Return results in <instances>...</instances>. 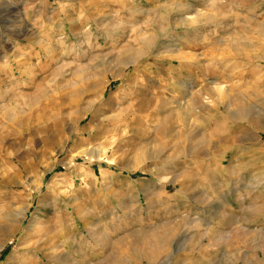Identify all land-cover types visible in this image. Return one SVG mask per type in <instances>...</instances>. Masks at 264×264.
I'll return each mask as SVG.
<instances>
[{"label":"rangeland","instance_id":"374dc122","mask_svg":"<svg viewBox=\"0 0 264 264\" xmlns=\"http://www.w3.org/2000/svg\"><path fill=\"white\" fill-rule=\"evenodd\" d=\"M182 2L185 11L173 14L170 22L214 0ZM154 3L0 0V65L9 60L12 70L13 60L29 58L38 37L33 23L41 16L82 52L88 44L106 47L119 34L117 19L139 22ZM29 6L34 7L29 11ZM219 10L222 18L215 24L177 28L162 38L159 58L127 82L125 91L137 103L122 136L113 132L97 142L101 115L119 99L108 100L117 81L104 93L108 103L100 114L78 121L83 139L71 135L69 125L64 133L69 139L55 148L61 133L49 125L44 138L32 131L31 148L28 135L4 141L15 155L8 168L0 162V204L22 207L19 213H0V264H232L226 255L229 242L238 250L237 264H264V218L248 223L252 201L264 197V174L259 173L264 107L233 111L232 123L219 125L207 105L212 93L224 95L221 81L233 69L208 67L201 58L208 48L205 38L221 47L230 38L229 50L241 58L259 56L264 0H224ZM31 60L38 62L35 53ZM201 88L199 119L189 124L182 102ZM157 136L163 152L151 148ZM84 140L96 147L82 156ZM134 145L149 146V155L136 152L132 157ZM244 162L254 167L234 178L237 164ZM161 228L163 238L149 239ZM253 230H258L257 238L246 240Z\"/></svg>","mask_w":264,"mask_h":264},{"label":"clouds","instance_id":"9594fccd","mask_svg":"<svg viewBox=\"0 0 264 264\" xmlns=\"http://www.w3.org/2000/svg\"><path fill=\"white\" fill-rule=\"evenodd\" d=\"M223 3L224 0H214L206 7L197 9L193 14H186L173 23L170 22V17L185 11L186 6L182 0H155L150 14L139 22L117 19L114 30L119 34L106 47L88 44L87 49L82 52L74 50L66 42L67 37L55 24L45 23L42 16L37 18L33 27L36 28L38 37L29 58L20 60L19 63L13 60L12 70L8 68L9 60L0 65V162L8 168L10 158L15 155L4 148V141L9 137L22 139L28 135L26 146L31 148L32 131L35 130L39 137L44 138L49 125L58 126L61 133L60 143L54 146L55 148H59L69 139V136L64 134L69 125L71 135L83 139L82 130L77 127L78 121L87 114H92L95 118L100 114V109L107 105L108 100L113 98L119 99L111 105L112 110L109 113L101 115L97 142L113 132L122 136L123 128L136 111L137 103L136 99L125 91L127 82L133 77H139L149 60L159 58L160 54L156 49L162 38L177 28L191 29L215 24L222 18L219 5ZM32 7L34 6H29L28 10ZM117 16L120 17V13H117ZM229 39H226L221 47L205 38L204 44L208 48L201 57L208 61V67L221 71L229 67L233 69L232 76L226 81H221V86L225 88L224 95L218 97L212 93L213 100L207 105V109L213 112L216 122L221 126L232 123L230 113L233 111L251 109L253 105L264 107V39L259 41V56L244 58L229 50ZM31 53L36 55L38 62L35 64L32 63ZM246 77L249 79H245ZM117 81L119 85L116 91L105 100L104 93ZM198 98L203 100L202 88L182 102L181 111L189 124L194 122V118L199 119L196 107ZM117 124L120 125L119 129L113 126ZM83 143L87 147L81 151L82 156L90 148L96 147V144L88 140ZM151 148L161 152L166 150L159 142V136ZM47 151L51 152L53 149ZM136 152L145 153L147 156L149 146L134 145L132 157H135ZM261 155H264V152ZM12 167L16 168V165L12 164ZM251 167L254 166L247 162L237 164L233 171L234 178H240ZM259 173L264 174V163L259 165ZM21 207L22 205L18 204L13 209L8 203H3L0 204V213H19ZM248 211L252 214L248 221L250 224L264 218V197L254 199ZM240 230L243 229L238 231ZM164 231V228L158 229L150 234L149 239L156 240L158 235L163 238ZM258 235V230H253L245 239L253 241ZM147 243L146 240L145 244ZM226 255L231 258L232 264H237L238 250L230 242L226 245Z\"/></svg>","mask_w":264,"mask_h":264},{"label":"bare ground","instance_id":"6f19581e","mask_svg":"<svg viewBox=\"0 0 264 264\" xmlns=\"http://www.w3.org/2000/svg\"><path fill=\"white\" fill-rule=\"evenodd\" d=\"M238 48V47H237ZM237 48H235V49H237ZM240 52V51H239ZM243 55V54H242ZM221 94V93H220ZM144 105V104H143ZM142 105V106H143ZM188 139V138H187ZM201 142H202V140H201ZM130 169H133V167L132 168H130ZM4 246V245H3ZM0 250H1V248H0ZM152 263V262H151ZM153 264V263H152ZM157 264V263H156ZM160 264V263H159Z\"/></svg>","mask_w":264,"mask_h":264}]
</instances>
